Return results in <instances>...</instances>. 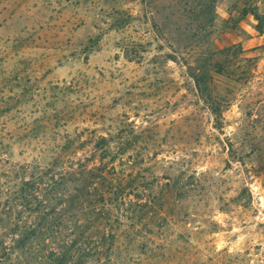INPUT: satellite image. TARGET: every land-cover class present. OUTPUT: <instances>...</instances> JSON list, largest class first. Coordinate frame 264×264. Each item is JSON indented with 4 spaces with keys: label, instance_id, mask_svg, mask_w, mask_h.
<instances>
[{
    "label": "rangeland",
    "instance_id": "1",
    "mask_svg": "<svg viewBox=\"0 0 264 264\" xmlns=\"http://www.w3.org/2000/svg\"><path fill=\"white\" fill-rule=\"evenodd\" d=\"M262 251L264 0H0V264Z\"/></svg>",
    "mask_w": 264,
    "mask_h": 264
},
{
    "label": "built area",
    "instance_id": "2",
    "mask_svg": "<svg viewBox=\"0 0 264 264\" xmlns=\"http://www.w3.org/2000/svg\"><path fill=\"white\" fill-rule=\"evenodd\" d=\"M247 264H264V251L256 254L254 257L248 260Z\"/></svg>",
    "mask_w": 264,
    "mask_h": 264
},
{
    "label": "trees",
    "instance_id": "3",
    "mask_svg": "<svg viewBox=\"0 0 264 264\" xmlns=\"http://www.w3.org/2000/svg\"><path fill=\"white\" fill-rule=\"evenodd\" d=\"M254 15H255V17H257V19L260 20V17L258 16V14L255 13ZM212 112L216 116V118L218 119V117L220 116L219 112H217V110L214 108H212Z\"/></svg>",
    "mask_w": 264,
    "mask_h": 264
}]
</instances>
